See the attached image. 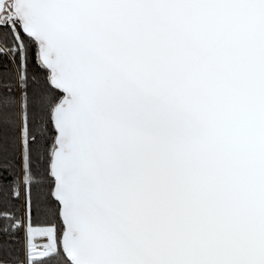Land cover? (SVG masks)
Returning <instances> with one entry per match:
<instances>
[{
	"label": "snow or ice",
	"instance_id": "snow-or-ice-1",
	"mask_svg": "<svg viewBox=\"0 0 264 264\" xmlns=\"http://www.w3.org/2000/svg\"><path fill=\"white\" fill-rule=\"evenodd\" d=\"M0 264H264V0H0Z\"/></svg>",
	"mask_w": 264,
	"mask_h": 264
}]
</instances>
